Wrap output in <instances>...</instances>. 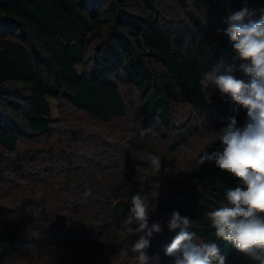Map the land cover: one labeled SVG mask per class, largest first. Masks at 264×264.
<instances>
[{
	"label": "trees",
	"instance_id": "1",
	"mask_svg": "<svg viewBox=\"0 0 264 264\" xmlns=\"http://www.w3.org/2000/svg\"><path fill=\"white\" fill-rule=\"evenodd\" d=\"M162 1L0 0V149L16 153L23 140L52 130L48 98L65 100L91 119L112 124L126 117L120 87L127 86L139 94L148 123L158 122L169 130L171 105L178 103H186L201 117L209 105L206 87L200 83L203 76L226 63L240 62L234 59V42L224 32L225 20L247 7L258 21L264 16V0H168L166 6ZM170 9L183 12L195 37L182 30L175 33L173 21L167 23ZM188 40L190 46L196 42L195 49L184 51L182 44ZM245 120L237 126L243 127ZM204 150H220V142L216 139ZM200 154L179 197L159 206L169 221L173 210L190 218L186 231L198 241L217 243L226 264H249L247 256L215 236L204 214L219 205L237 180L214 162L198 165ZM92 167L85 170L89 178L75 182L77 202L80 196L88 202L104 196L105 186L94 180ZM115 178L106 183L111 197L122 183L118 174ZM4 212L0 207V219ZM112 215L106 204L84 218L89 216L103 229ZM122 224L116 221L105 235L119 243L139 238ZM27 235L25 230L0 227V264L23 252ZM153 242L152 236L149 248Z\"/></svg>",
	"mask_w": 264,
	"mask_h": 264
},
{
	"label": "rangeland",
	"instance_id": "2",
	"mask_svg": "<svg viewBox=\"0 0 264 264\" xmlns=\"http://www.w3.org/2000/svg\"><path fill=\"white\" fill-rule=\"evenodd\" d=\"M167 1L161 3L166 6ZM170 20L175 33L182 30L189 38L195 37L192 23L179 9L171 10L167 23ZM189 41L183 42L184 51L195 49L196 42L190 46ZM244 63H226L211 74L233 75L248 82L250 77L240 70ZM206 90L209 105L201 117L190 112L186 103L171 105L173 127L169 130L158 122L148 123L141 98L132 87H120L127 114L112 124L91 119L65 100L48 98L52 130L36 139L23 140L16 153L0 149V207L5 209L0 227L28 233L23 252L5 264H139L135 254H123L133 240L119 243L114 236L105 235V229L117 221L113 215L103 229L89 216L84 218L102 205L113 207L119 200L129 203L128 218L131 198L137 192L149 204V228L153 224L161 228L153 232L154 242L147 254L158 255V264H172L174 257L166 255V249L178 232L169 230L162 207L179 197L197 156L217 139V132L227 126L228 118L235 116L237 124L247 118L243 108L228 97L221 98L218 88L209 84ZM150 155L160 157L158 173ZM92 164L94 180L105 186L104 196L92 202L80 196L77 202L75 182L78 177L80 182L89 178L85 170H93ZM117 174L122 183L116 196L111 197L106 183L115 181ZM130 226L138 227L135 223ZM246 262L253 264L250 259Z\"/></svg>",
	"mask_w": 264,
	"mask_h": 264
},
{
	"label": "clouds",
	"instance_id": "3",
	"mask_svg": "<svg viewBox=\"0 0 264 264\" xmlns=\"http://www.w3.org/2000/svg\"><path fill=\"white\" fill-rule=\"evenodd\" d=\"M252 15L247 7L242 8L227 17L228 27L224 30L234 42V59L245 61L240 70L250 80L210 73L200 81L206 88L209 84L218 88L221 98H230L246 111L247 118L243 127H238L235 116L229 117L227 126L217 132L220 150H202L197 163L214 162L218 169L237 180V186L227 189L219 205L204 213L215 236L231 244L253 264H264V16L255 21ZM149 159L158 173L160 157L150 155ZM131 205V215L124 223L128 225L127 232L139 238L123 254H135L139 264H158L159 256L150 257L147 249L153 232L158 233L161 228L158 224L149 228L150 207L139 192L132 196ZM133 223L138 227L132 228ZM191 225L190 218L173 210L168 228L179 232L166 249V255L174 257L172 264H226L217 243L198 242L196 235L186 231Z\"/></svg>",
	"mask_w": 264,
	"mask_h": 264
},
{
	"label": "water",
	"instance_id": "4",
	"mask_svg": "<svg viewBox=\"0 0 264 264\" xmlns=\"http://www.w3.org/2000/svg\"><path fill=\"white\" fill-rule=\"evenodd\" d=\"M129 209V203L125 200H119L112 207V214L118 222H122Z\"/></svg>",
	"mask_w": 264,
	"mask_h": 264
}]
</instances>
